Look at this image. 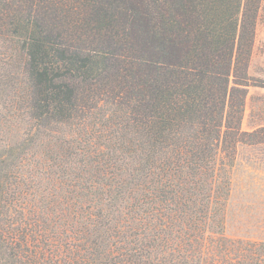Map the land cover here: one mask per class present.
Listing matches in <instances>:
<instances>
[{
  "label": "trees",
  "instance_id": "16d2710c",
  "mask_svg": "<svg viewBox=\"0 0 264 264\" xmlns=\"http://www.w3.org/2000/svg\"><path fill=\"white\" fill-rule=\"evenodd\" d=\"M261 0H0V264H264L226 212Z\"/></svg>",
  "mask_w": 264,
  "mask_h": 264
},
{
  "label": "rangeland",
  "instance_id": "374dc122",
  "mask_svg": "<svg viewBox=\"0 0 264 264\" xmlns=\"http://www.w3.org/2000/svg\"><path fill=\"white\" fill-rule=\"evenodd\" d=\"M258 19L264 21V0H261ZM249 87H252V93L248 100L245 99L241 129L250 133L264 128V87ZM256 140L254 145L238 146L235 154L230 176L226 234L230 238L261 242L264 241V133L260 132Z\"/></svg>",
  "mask_w": 264,
  "mask_h": 264
},
{
  "label": "crops",
  "instance_id": "0c3cea01",
  "mask_svg": "<svg viewBox=\"0 0 264 264\" xmlns=\"http://www.w3.org/2000/svg\"><path fill=\"white\" fill-rule=\"evenodd\" d=\"M248 74L251 77L264 80V21L258 19L253 42L251 58L248 66ZM252 87L247 88L245 99L251 96Z\"/></svg>",
  "mask_w": 264,
  "mask_h": 264
}]
</instances>
